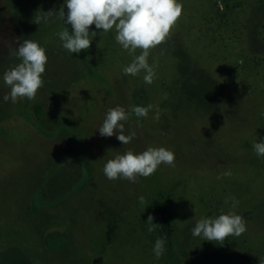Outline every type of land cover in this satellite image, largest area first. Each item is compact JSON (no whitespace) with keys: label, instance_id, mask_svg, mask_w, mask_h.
I'll return each mask as SVG.
<instances>
[{"label":"rangeland","instance_id":"obj_1","mask_svg":"<svg viewBox=\"0 0 264 264\" xmlns=\"http://www.w3.org/2000/svg\"><path fill=\"white\" fill-rule=\"evenodd\" d=\"M178 2L181 16L148 56L155 76L146 84L144 72L124 74L132 56L115 29L91 25V47L70 54L57 36L70 24L58 14L35 23L62 7L66 16L65 0H0V264L264 259V156L253 148L264 140V0ZM24 39L46 51L44 85L34 100L4 102L3 74L21 62L9 46ZM148 105L147 118L131 112ZM117 106L129 114L124 134L136 133L128 144L98 131ZM148 147L173 151L174 166L134 183L104 175L108 160ZM229 211L244 219L240 236L191 235L197 220ZM149 215L159 224L151 233ZM168 215L178 244L160 226ZM158 237L165 251L156 259Z\"/></svg>","mask_w":264,"mask_h":264},{"label":"clouds","instance_id":"obj_2","mask_svg":"<svg viewBox=\"0 0 264 264\" xmlns=\"http://www.w3.org/2000/svg\"><path fill=\"white\" fill-rule=\"evenodd\" d=\"M65 5L66 16L62 7L58 13L49 10L43 16H36L35 23L39 24L41 20L47 23L50 17L58 14L64 24H70L71 32L66 27L57 33L62 48L70 54H78L91 47V40L97 34L89 31L91 25L95 24L96 29H102L105 33L115 29V41L132 56L131 62L123 68L124 74L137 76L144 72L146 84H151L155 76L153 67L148 63L151 49L165 41L182 14V4L178 0H65ZM137 50H140L139 54ZM9 52L21 62L3 74V81L10 88L3 101L16 103L19 98L34 100L37 91L44 85L42 74L48 59L45 49L36 41L24 39L18 47L10 45ZM151 109L153 105L134 106L131 112L138 118H147ZM128 119L129 114L123 107L109 108L98 131L101 136L115 135L122 144H128L136 135L134 131L129 135L124 134V124L121 122ZM153 119H160L158 107ZM253 148L257 156H264V140L254 143ZM161 163L174 166V152L165 147H148L139 154L129 150L108 160L103 173L109 180L122 178L134 183L137 176L154 174ZM140 199L143 201V197ZM236 203L233 202V207ZM147 222L150 233L159 226L153 223L152 215L148 216ZM245 231L243 217L234 211L215 218H201L190 228L193 237L220 243L230 235L240 236ZM164 245L165 238L158 237L153 248L156 259L163 255ZM259 264H264V259H260Z\"/></svg>","mask_w":264,"mask_h":264},{"label":"trees","instance_id":"obj_3","mask_svg":"<svg viewBox=\"0 0 264 264\" xmlns=\"http://www.w3.org/2000/svg\"><path fill=\"white\" fill-rule=\"evenodd\" d=\"M160 226L163 228V230H165L166 228H170V231L172 234L171 240L172 243L174 244H178L177 239L179 238V236H176V232H175V227L174 225L171 223L169 215L163 219L162 223L160 224Z\"/></svg>","mask_w":264,"mask_h":264}]
</instances>
